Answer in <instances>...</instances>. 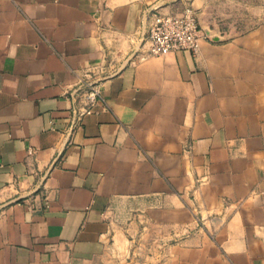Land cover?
Returning <instances> with one entry per match:
<instances>
[{"label":"crops","instance_id":"crops-1","mask_svg":"<svg viewBox=\"0 0 264 264\" xmlns=\"http://www.w3.org/2000/svg\"><path fill=\"white\" fill-rule=\"evenodd\" d=\"M208 1L0 0V264H264V22ZM188 5L221 40L130 63ZM93 67L105 105L68 143Z\"/></svg>","mask_w":264,"mask_h":264},{"label":"built area","instance_id":"built-area-1","mask_svg":"<svg viewBox=\"0 0 264 264\" xmlns=\"http://www.w3.org/2000/svg\"><path fill=\"white\" fill-rule=\"evenodd\" d=\"M203 38L210 39L193 5L186 6L181 13H163L155 9L149 15L146 29L142 32L140 47L130 53L129 61L135 64L151 56L161 57L180 50L196 53ZM99 68L93 67L78 74L77 83L69 91L72 107L68 143L72 135L83 128L85 118L98 113L99 108L105 105L102 88L104 78L96 76Z\"/></svg>","mask_w":264,"mask_h":264},{"label":"rangeland","instance_id":"rangeland-1","mask_svg":"<svg viewBox=\"0 0 264 264\" xmlns=\"http://www.w3.org/2000/svg\"><path fill=\"white\" fill-rule=\"evenodd\" d=\"M204 19L217 27L240 32L264 22V0H209L201 9ZM136 210L127 207H113L110 219L119 225L128 224Z\"/></svg>","mask_w":264,"mask_h":264},{"label":"water","instance_id":"water-1","mask_svg":"<svg viewBox=\"0 0 264 264\" xmlns=\"http://www.w3.org/2000/svg\"><path fill=\"white\" fill-rule=\"evenodd\" d=\"M203 26V25H202ZM205 33L207 34V36L213 40V41H220L221 40V36L214 30H212L211 28H204Z\"/></svg>","mask_w":264,"mask_h":264}]
</instances>
